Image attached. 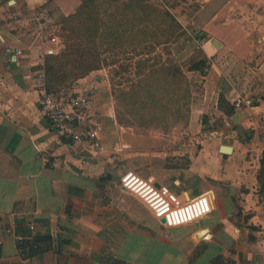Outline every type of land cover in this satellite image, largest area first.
Returning a JSON list of instances; mask_svg holds the SVG:
<instances>
[{
  "label": "crops",
  "instance_id": "1",
  "mask_svg": "<svg viewBox=\"0 0 264 264\" xmlns=\"http://www.w3.org/2000/svg\"><path fill=\"white\" fill-rule=\"evenodd\" d=\"M82 1L0 0V264H264L257 192L264 169V0L256 17L243 11L231 19L237 0H225L202 28L205 36L195 38L202 58L215 56L198 111L223 118L228 128L211 134L185 167L155 166L150 156L144 166L119 159L105 128L112 104L106 66L66 89L94 88L103 149L89 152L60 135L44 114L33 79L48 49L58 54L64 43L50 26ZM221 145L233 151L221 153ZM128 171L168 185L172 206L157 213L123 188Z\"/></svg>",
  "mask_w": 264,
  "mask_h": 264
},
{
  "label": "rangeland",
  "instance_id": "2",
  "mask_svg": "<svg viewBox=\"0 0 264 264\" xmlns=\"http://www.w3.org/2000/svg\"><path fill=\"white\" fill-rule=\"evenodd\" d=\"M261 1L232 2L227 18L243 11L254 18L253 11ZM224 2L97 1L103 12L112 14L104 54L108 62L105 69L112 80V104L105 128L113 131L112 148L119 150L116 155L121 161L128 159L132 165L144 166L145 158L150 156L155 166L185 167L205 149L211 134L228 128L223 118L198 111L205 76L215 56L207 58L203 73L195 69L202 58L196 35ZM175 20L184 30L178 31ZM55 22L57 25L49 30L64 42L69 22L57 14ZM247 22L254 29L253 20ZM235 25L233 21L232 27ZM259 173L262 183L257 192L264 203V169Z\"/></svg>",
  "mask_w": 264,
  "mask_h": 264
},
{
  "label": "built area",
  "instance_id": "3",
  "mask_svg": "<svg viewBox=\"0 0 264 264\" xmlns=\"http://www.w3.org/2000/svg\"><path fill=\"white\" fill-rule=\"evenodd\" d=\"M196 46L200 47V41H197ZM64 48L63 43L62 50ZM16 52L21 53V50L16 49ZM48 54H56V52L54 49H48ZM33 84L40 93L39 102L44 114L60 135L72 142L82 143L89 152L103 149L100 136L103 119L101 111L96 106L94 88L48 92L44 68L37 72ZM242 102L243 99L239 98L235 101V105L241 106ZM133 173L132 178L137 176V179H141L147 185L148 190L145 193L138 191L134 186L135 181L132 178L129 179ZM121 184L123 188L139 195L157 213L164 212L172 206L170 187L164 184L158 185L152 176L142 177L134 171H128L121 176Z\"/></svg>",
  "mask_w": 264,
  "mask_h": 264
},
{
  "label": "trees",
  "instance_id": "4",
  "mask_svg": "<svg viewBox=\"0 0 264 264\" xmlns=\"http://www.w3.org/2000/svg\"><path fill=\"white\" fill-rule=\"evenodd\" d=\"M97 1L83 0L74 13L62 17V21L69 22V33L64 40L65 48L58 54H48L44 58L43 68L48 92L68 89L77 79L108 65L104 54L107 51V37L112 30L109 20L112 14L108 10L103 12ZM175 24L178 31L184 30L177 20ZM204 36L205 33L200 32L196 38ZM207 60L201 58L195 69L203 73L204 68L207 67ZM224 102L225 99L221 96L220 103L223 105ZM224 110L231 114L234 107L227 106ZM24 246L26 245L20 244V247Z\"/></svg>",
  "mask_w": 264,
  "mask_h": 264
},
{
  "label": "bare ground",
  "instance_id": "5",
  "mask_svg": "<svg viewBox=\"0 0 264 264\" xmlns=\"http://www.w3.org/2000/svg\"><path fill=\"white\" fill-rule=\"evenodd\" d=\"M232 151H233V148H232ZM133 175H134V173L130 175L129 179L132 178ZM132 179H133V181H135L134 186L136 187V189L138 191H142V193H145L148 190L147 185L144 184V182L141 181V179H137V176L132 178Z\"/></svg>",
  "mask_w": 264,
  "mask_h": 264
},
{
  "label": "water",
  "instance_id": "6",
  "mask_svg": "<svg viewBox=\"0 0 264 264\" xmlns=\"http://www.w3.org/2000/svg\"><path fill=\"white\" fill-rule=\"evenodd\" d=\"M219 150H220L221 153H227V154H229V153L232 152V147H230L228 145H221ZM106 177H109V175H107Z\"/></svg>",
  "mask_w": 264,
  "mask_h": 264
}]
</instances>
